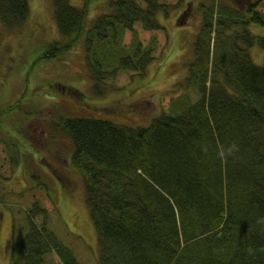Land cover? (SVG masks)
Returning a JSON list of instances; mask_svg holds the SVG:
<instances>
[{
  "label": "trees",
  "instance_id": "16d2710c",
  "mask_svg": "<svg viewBox=\"0 0 264 264\" xmlns=\"http://www.w3.org/2000/svg\"><path fill=\"white\" fill-rule=\"evenodd\" d=\"M167 1L103 0L90 20L87 4L53 0L63 38L44 56L82 45L97 94L121 70L144 76L157 38L145 46L135 36L124 46L125 32H138V22L164 28L157 13L168 11ZM196 5L201 23L194 57L180 82L183 92L167 110L144 125L93 116L60 123L74 145L71 167L82 176L99 264H264V225L256 222L264 216V65L249 49L264 47V34L250 29L264 24V0ZM29 12V0H0V21L11 28L22 26ZM233 141L239 153L222 162L219 148ZM50 219L48 207L36 200L10 264H56L52 254L59 263L81 264Z\"/></svg>",
  "mask_w": 264,
  "mask_h": 264
},
{
  "label": "rangeland",
  "instance_id": "374dc122",
  "mask_svg": "<svg viewBox=\"0 0 264 264\" xmlns=\"http://www.w3.org/2000/svg\"><path fill=\"white\" fill-rule=\"evenodd\" d=\"M102 1L71 0L74 5L89 6L90 20ZM197 1L168 0V11L157 13L164 26L160 30L141 22L134 26L138 32L127 29L124 46L131 45L135 36L145 46L157 38L155 58L144 76L119 71L102 94L93 89L82 45L77 43L57 57L44 56L49 45L63 38L53 0H29L28 19L20 27L0 21V264H10L12 246L25 235L29 208L36 200L48 207L49 226L81 264H99L97 230L85 201L82 176L71 167L74 145L60 130V123L65 117L93 116L144 125L167 110L171 98L183 92L180 82L194 57L201 23ZM250 29L264 34L262 23L251 24ZM249 49L253 60L264 65V47L256 44ZM67 85L81 94L70 93ZM57 169L71 182L62 185ZM52 256L51 262L63 264L58 255Z\"/></svg>",
  "mask_w": 264,
  "mask_h": 264
},
{
  "label": "clouds",
  "instance_id": "9594fccd",
  "mask_svg": "<svg viewBox=\"0 0 264 264\" xmlns=\"http://www.w3.org/2000/svg\"><path fill=\"white\" fill-rule=\"evenodd\" d=\"M206 150L207 149L205 148V151ZM239 151H240L239 144L236 141H233L226 148L221 146L217 152V155L221 159L222 162H227L229 158L235 159ZM256 222L257 224L264 225V216L259 217ZM247 251L249 254H252L253 249L249 247Z\"/></svg>",
  "mask_w": 264,
  "mask_h": 264
},
{
  "label": "flooded vegetation",
  "instance_id": "af4514ba",
  "mask_svg": "<svg viewBox=\"0 0 264 264\" xmlns=\"http://www.w3.org/2000/svg\"><path fill=\"white\" fill-rule=\"evenodd\" d=\"M239 2H240L239 4H241V6H244V5H247L249 3V0H239ZM187 14H188V11L183 13L182 17H186ZM56 171L58 172V174L55 173V175L57 176L58 180L61 182L62 185L64 183L68 184L69 182H71L70 176H68L66 173H63L59 169H57Z\"/></svg>",
  "mask_w": 264,
  "mask_h": 264
}]
</instances>
